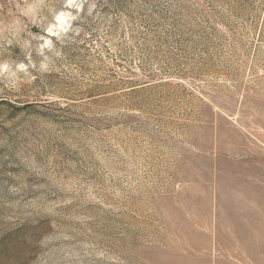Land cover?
Wrapping results in <instances>:
<instances>
[{
    "label": "rangeland",
    "instance_id": "1",
    "mask_svg": "<svg viewBox=\"0 0 264 264\" xmlns=\"http://www.w3.org/2000/svg\"><path fill=\"white\" fill-rule=\"evenodd\" d=\"M0 264H264V0H0Z\"/></svg>",
    "mask_w": 264,
    "mask_h": 264
}]
</instances>
